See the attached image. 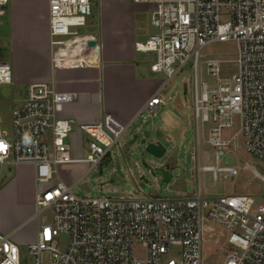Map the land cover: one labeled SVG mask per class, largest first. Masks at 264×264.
I'll list each match as a JSON object with an SVG mask.
<instances>
[{"label": "built area", "instance_id": "obj_1", "mask_svg": "<svg viewBox=\"0 0 264 264\" xmlns=\"http://www.w3.org/2000/svg\"><path fill=\"white\" fill-rule=\"evenodd\" d=\"M154 6L151 24L155 28L144 41L135 43L138 52L155 58L154 72L163 73L160 89L140 112L156 116L165 105L164 91L182 69L192 63L191 79L196 142L208 129L207 143L215 149L216 165L199 164L197 170L234 178L233 166H219L224 150L235 148L238 133L223 138V129L239 116V133L246 139V150L264 160V0H131ZM9 0H0V18L6 14ZM91 0H48L51 60L54 67L90 65L93 47L79 46L92 35H81L77 28L87 24L92 15ZM1 23V20H0ZM235 41L237 71L220 78L223 59L206 60L209 73L216 77V87L199 82L200 51L213 42ZM75 42V43H74ZM1 47V46H0ZM13 84L8 61L0 60V85ZM76 95L59 92L49 82L29 85L25 101L13 108L12 132L0 129V177L7 166H34L37 220L36 240L28 252L34 264H203L206 222L227 232L223 264H264V202L252 195L203 197L198 184L193 195L114 197L101 191L98 196L80 195L73 188L120 147L122 136L131 127L109 113L101 121L84 125L89 137L83 158L75 159L67 139L73 123L57 116L59 105ZM89 162L90 167L70 185L62 180L50 184L59 165ZM264 181L249 163L244 165ZM115 191V190H114ZM51 210V220L41 222V214ZM68 236L62 248L57 240ZM138 247L142 254L138 255ZM46 254L45 257L42 255ZM0 264H23L22 251L11 233L0 230Z\"/></svg>", "mask_w": 264, "mask_h": 264}, {"label": "rangeland", "instance_id": "obj_2", "mask_svg": "<svg viewBox=\"0 0 264 264\" xmlns=\"http://www.w3.org/2000/svg\"><path fill=\"white\" fill-rule=\"evenodd\" d=\"M91 2L93 10L92 15L89 17V20L91 19L89 25H94L100 13V0H91ZM9 6L10 3L8 4ZM7 12L0 19V60H6L11 64L10 45H7L8 37L6 35L7 27L9 26L5 21ZM84 30H86L85 27L77 28L80 33ZM153 31L154 29L151 28V32ZM236 56L237 43L235 41L213 42L203 47L200 51L198 63L199 82H207L210 88L216 87V77L212 76L207 69V59L214 57L223 59L220 64L221 72L219 77L224 79L237 71ZM158 75L163 80L165 79L163 73H158ZM193 75L194 69L192 63H189L165 88L163 94L166 103L157 109V115L152 117L146 111L143 112L139 116L138 122L131 126L122 136L120 147H114L110 155L90 171L73 188V191L80 195L91 196H98L102 191L114 197L132 195L137 197L142 195L146 197L156 195L171 197L186 193L193 195L199 184L202 196L209 199L220 195L249 194L256 201L263 203L264 181L257 178L250 169H245L244 165L249 163L259 173L264 175V160L246 150V139L239 133L240 123L237 115L233 117V125L223 129V138L225 139H230L238 133L235 138L237 142L236 148L234 143H231L224 150L219 166H233L238 170V174L231 178L219 173L218 178L214 179L212 172L201 171L198 173L196 160L198 153L201 167L216 165V162L214 157L215 149L207 143L208 129L213 125L212 123L205 124L204 133L201 131V139L197 146L191 83ZM26 88V85L18 83L0 85L1 130H5L8 133L12 132V111L18 105V100L23 97ZM63 105H59L57 113L62 109ZM170 112L177 115L179 120V125L175 129L166 127L164 124V120L168 118ZM137 126H140L139 131L136 130ZM145 130L150 133L149 140H159L167 147V152L162 158H155L142 152L139 142ZM136 133H138L139 137L135 143H131ZM168 136H171L172 139H167ZM89 140V138L87 141L86 139L82 140L81 146L76 149L78 154H80V158L85 156L84 150H88ZM143 162L148 163L151 167L168 165L173 173V179L169 182H163L161 173L158 172L153 175L148 167L144 166ZM73 164V175L79 177L90 167V163L84 161ZM64 166L66 165L57 167L54 179L50 184L42 183L39 188L41 190L46 189L56 181L58 174L70 171V168L65 170ZM20 167V165L7 166L0 177V217L4 215L9 221L14 220V222L16 219L25 217V219H22L20 228H18L20 230L18 233L33 237L37 226V220L33 217L36 212V205H32V201H27L26 199L27 192L33 185V182H31L32 167L27 168L25 172L19 170ZM142 175L145 176L147 181L141 179ZM44 217H46L47 221H50L51 210L42 212L41 222H44ZM226 235L227 232L221 227L209 221L206 222L203 264H223L226 250L224 252L222 247L227 250L230 247L226 242ZM56 238L60 246L64 248L68 241V236L61 234ZM13 239L15 240V238ZM22 246L23 264H34L35 257L29 254L28 245L24 243ZM142 252V249L138 247L137 254L140 255ZM42 256L45 257L46 254Z\"/></svg>", "mask_w": 264, "mask_h": 264}, {"label": "crops", "instance_id": "obj_3", "mask_svg": "<svg viewBox=\"0 0 264 264\" xmlns=\"http://www.w3.org/2000/svg\"><path fill=\"white\" fill-rule=\"evenodd\" d=\"M9 1L5 21L9 25L6 35L12 57L13 84L27 87L16 106L25 101L29 85L35 82H49L59 92L74 93L75 99L64 104L57 115L73 123L68 144L75 159L80 158L76 149L81 146L82 140L87 141L89 138L83 131L84 125L101 121L105 113L123 123H131V126L138 122L146 102L163 83L158 72L151 69L154 54L135 49L136 42L144 41L155 32L150 21L153 5L131 0H100L97 22L89 25L91 19H88L83 26L86 30L79 32L81 35H92L98 42L97 63L54 67L51 60L48 0ZM164 124L171 129L178 127L177 115L170 112ZM139 129L140 126H137L136 130ZM167 139L171 140L172 137L168 136ZM84 151L86 155L87 150ZM72 164L64 166L65 170L70 168V171L58 174L55 182L62 180L70 185L76 184L81 176L73 175ZM20 166L19 170L23 172L32 167L31 182L34 187L32 185L28 190L26 199L34 205L37 189L34 166ZM23 218L14 222L4 215L0 217V230L14 236L22 253V245L33 243L38 230L36 226L33 237L18 233Z\"/></svg>", "mask_w": 264, "mask_h": 264}, {"label": "water", "instance_id": "obj_4", "mask_svg": "<svg viewBox=\"0 0 264 264\" xmlns=\"http://www.w3.org/2000/svg\"><path fill=\"white\" fill-rule=\"evenodd\" d=\"M93 47L94 48V53L90 57V63L95 64L97 63V57H98V42L96 40H90L87 43H82L80 44L79 48L84 51L86 47ZM139 131V130H138ZM139 137L138 133H136L131 141V143H135L136 139ZM150 138V133L148 130H145L143 132V136L139 142V145L142 148V152L144 154L151 155L152 157L155 158H162L166 152H167V147L159 140L153 141L149 140ZM145 167H148L149 171L153 174L156 175L158 172L161 173L163 177V182H169L173 179V173L169 169L168 165H157L156 167H151L148 163L143 162ZM141 179H144L147 181L144 175H142Z\"/></svg>", "mask_w": 264, "mask_h": 264}]
</instances>
